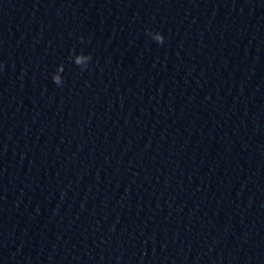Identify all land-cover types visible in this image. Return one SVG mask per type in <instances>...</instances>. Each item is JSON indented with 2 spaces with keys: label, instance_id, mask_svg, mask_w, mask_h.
<instances>
[{
  "label": "clouds",
  "instance_id": "9594fccd",
  "mask_svg": "<svg viewBox=\"0 0 264 264\" xmlns=\"http://www.w3.org/2000/svg\"><path fill=\"white\" fill-rule=\"evenodd\" d=\"M77 63H80V59L79 58L77 59ZM54 79H55L56 83H59V78L58 77H56Z\"/></svg>",
  "mask_w": 264,
  "mask_h": 264
}]
</instances>
